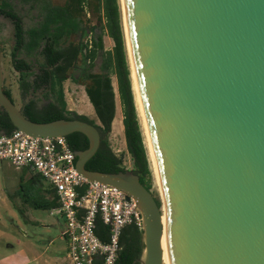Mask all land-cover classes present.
I'll use <instances>...</instances> for the list:
<instances>
[{
    "label": "water",
    "instance_id": "95a60500",
    "mask_svg": "<svg viewBox=\"0 0 264 264\" xmlns=\"http://www.w3.org/2000/svg\"><path fill=\"white\" fill-rule=\"evenodd\" d=\"M137 90L157 163L171 264H264V0H122ZM34 137L80 132L89 181L116 186L142 214L139 264H162L161 208L133 170L92 171L101 134L80 119L30 120Z\"/></svg>",
    "mask_w": 264,
    "mask_h": 264
},
{
    "label": "trees",
    "instance_id": "16d2710c",
    "mask_svg": "<svg viewBox=\"0 0 264 264\" xmlns=\"http://www.w3.org/2000/svg\"><path fill=\"white\" fill-rule=\"evenodd\" d=\"M16 4L37 9L40 20L37 24L25 27L22 17L15 10ZM96 21L91 24L85 8ZM0 16L9 19L13 26L12 56L16 53L25 55L15 58L13 66L20 72L19 89L26 95L29 89L39 91L50 82V90L46 97L50 101L37 108L35 103L24 105L23 113L32 121L46 122L55 119H80L96 126L101 134V141L96 153L86 162L85 168L92 171L118 172L127 170L122 158L110 148L108 133L115 115L114 90L112 75L116 76L117 90L123 105V134L126 150L132 160L133 170L139 181L147 190L152 186V170L150 168L143 132L133 101L131 76L127 64L123 27L118 0H0ZM86 33L91 35V47L83 41ZM104 33L114 43L111 51L103 45ZM80 35L78 42L70 41L72 35ZM38 56L42 67L34 80H30L27 70L31 66L25 58ZM101 57L100 71L94 72L95 60ZM72 70H78V77L72 79L83 85L86 96L91 103L96 119L67 111L64 98L63 82L68 79ZM4 93L13 101L11 91L3 87ZM14 102V101H13ZM15 127L6 112L0 108V134L10 133ZM67 143L74 151H82L88 147L87 137L80 132L65 136ZM76 162V159H75ZM41 177L36 174L30 184L19 185L16 191L20 199L33 208L52 209L56 207L57 196L53 189L40 187ZM158 207L161 203L156 199ZM23 213V212H22ZM107 226L97 223L96 233L102 241L107 240ZM142 230L129 224L120 233V250L114 264H139L143 250ZM96 264V263H94Z\"/></svg>",
    "mask_w": 264,
    "mask_h": 264
},
{
    "label": "built area",
    "instance_id": "2783aa9c",
    "mask_svg": "<svg viewBox=\"0 0 264 264\" xmlns=\"http://www.w3.org/2000/svg\"><path fill=\"white\" fill-rule=\"evenodd\" d=\"M85 42L90 48L91 37ZM75 159L65 136L34 137L18 129L0 134V167L4 161L15 168L30 166L54 190L58 204L51 213L65 221L61 237L69 264H114L122 228L132 224L142 230L141 211L118 187L85 178ZM98 222L107 226L106 241L96 233Z\"/></svg>",
    "mask_w": 264,
    "mask_h": 264
},
{
    "label": "rangeland",
    "instance_id": "374dc122",
    "mask_svg": "<svg viewBox=\"0 0 264 264\" xmlns=\"http://www.w3.org/2000/svg\"><path fill=\"white\" fill-rule=\"evenodd\" d=\"M61 0H55V2H59ZM120 6V13H121V23L123 27V34H124V42H125V50L127 55V64L130 70L129 58L127 53V45H126V37H125V29H124V22H123V14H122V6L121 0H118ZM15 10L17 13L22 17L23 23L25 27H30L37 24L40 20V15L37 9L29 8L28 6H22L20 4H16ZM91 24L96 21V15L91 13L90 15ZM89 18V17H88ZM91 37L89 33L83 38V41ZM80 40V35H72L70 41L78 42ZM13 26L9 19L0 16V48L3 50V87L8 88L11 91L13 100L15 105L20 108L24 101L27 99V96H22L19 91V72L17 69H14L11 62V51L13 48ZM103 45L105 50L111 51L114 43L110 37L107 36L106 33L103 35ZM17 57L24 58L25 55L18 54ZM34 58V60H32ZM28 60L31 65V68L37 67L38 63L41 59L38 56H33L31 58H25ZM100 63L101 57L99 56L94 63L93 71L99 72L100 71ZM78 70H72L67 80H65L62 84L64 89V98L66 102V109L67 111L74 112L78 115H83L88 117L89 119L95 120L97 124H99L98 120L96 119V115L91 103L86 96L84 91V87L82 84L75 82L71 77H78ZM112 86L115 93L114 102H115V115L117 116V123L116 126L111 124V130L108 133V142L112 151L122 158L123 166L131 170L133 167L132 160L126 150L124 134H123V105L119 98V93L117 90V80L116 76L112 75ZM131 90H132V82H131ZM133 93V90H132ZM48 98V97H47ZM47 101V100H46ZM133 101L135 105V109L137 112V116L140 123V118L138 115L134 93H133ZM43 103H39L41 105ZM84 106L89 109L86 111ZM114 115V117H115ZM119 115V116H118ZM114 120V119H113ZM121 124V125H120ZM141 125V123H140ZM142 129V127H141ZM16 178V176H15ZM4 176L3 172L0 170V197L4 192ZM151 192L154 195L155 199H158L161 203L160 208H162V198L160 196L156 179L152 173V186ZM1 199V198H0ZM20 204V203H18ZM14 205V204H12ZM162 213V211H161ZM11 216L13 218H11ZM60 220V222H58ZM0 223L2 224L3 228L6 233L9 235L18 237L23 236L24 234H28L29 236L33 237V239L41 240L48 237H51L55 240L56 251L60 250L58 247L60 246V242L58 238L63 233V229H65V221L60 214L56 212L51 213V209H44V208H33L30 206H26L25 216L21 215L15 208L9 207L4 208L3 204L0 200ZM8 239V237L6 238ZM53 249V248H52Z\"/></svg>",
    "mask_w": 264,
    "mask_h": 264
},
{
    "label": "crops",
    "instance_id": "0c3cea01",
    "mask_svg": "<svg viewBox=\"0 0 264 264\" xmlns=\"http://www.w3.org/2000/svg\"><path fill=\"white\" fill-rule=\"evenodd\" d=\"M84 109L89 111L85 106ZM0 170L3 172L5 184L4 192L0 197L1 203L4 208H15L17 212L25 216L27 204L20 199L16 191L19 185L33 182V178L37 173L30 166L15 168L6 161L2 162ZM34 187H40L43 190L42 194L49 198L44 189L52 188L43 178L41 179V185L34 183ZM11 218L13 217L11 216ZM2 228L3 226L0 223V264H69L67 243L61 235L58 238L61 247H58L60 250L56 251L54 248L58 244L56 245L55 240L51 237L47 236L41 240L33 239L28 234L14 237ZM7 237L8 239H6Z\"/></svg>",
    "mask_w": 264,
    "mask_h": 264
},
{
    "label": "bare ground",
    "instance_id": "6f19581e",
    "mask_svg": "<svg viewBox=\"0 0 264 264\" xmlns=\"http://www.w3.org/2000/svg\"><path fill=\"white\" fill-rule=\"evenodd\" d=\"M121 6H122L123 22H125L124 21V6H123L122 0H121ZM125 37H126L127 53H128V58H129V64H130V76H131L130 78H131V82H132V90L134 93V99H135L138 115L140 118V123H141V127H142L143 138H144V144L146 147L150 168H151L152 173L156 179L158 190H159L160 196L162 198V188H161V184H160V178L158 175L157 163H156V159L154 156L152 144L150 141V137H149V133H148L147 125H146V120H145V117L143 114V110H142V106H141V102H140V98H139V94H138V90H137V84H136V79H135L134 69H133L132 56H131V52H130V46H129V41H128L126 30H125ZM116 115H115L114 120H113L114 126H116V123H117V116ZM161 211H162V224H163V236H162L163 259H162V264H171L169 251H168V245H167V236H166V215H165V208H164L163 204H162Z\"/></svg>",
    "mask_w": 264,
    "mask_h": 264
},
{
    "label": "flooded vegetation",
    "instance_id": "af4514ba",
    "mask_svg": "<svg viewBox=\"0 0 264 264\" xmlns=\"http://www.w3.org/2000/svg\"><path fill=\"white\" fill-rule=\"evenodd\" d=\"M0 50L2 51V54H3V50L1 48H0ZM11 53H12V51H11ZM17 55H18V53H16V56H12L11 55L12 66H13L14 60H16L15 58H17ZM32 60H34V58H32ZM40 62L38 63L37 67L31 68V66H30L28 68V70H27L29 73H33L32 75H30V80H32V81L35 78V74H38L40 72L41 68L42 67H45V66L41 65ZM13 68H14V66H13ZM19 75H20V72H19ZM49 90H50V82L47 84V86H42L39 89V91H34L33 88L29 89V92H27L26 95L22 92V90L19 89L20 94L22 96H27V99L24 101V103L20 107V109L24 110V105L30 103L31 101H33L35 103V105H36L37 108L41 109L42 107H44L45 105H47V103L50 101V99L46 97V94H48ZM39 103H43V104L39 105Z\"/></svg>",
    "mask_w": 264,
    "mask_h": 264
}]
</instances>
